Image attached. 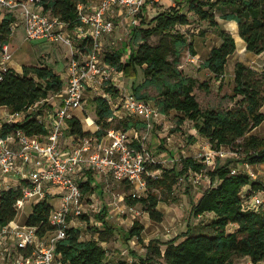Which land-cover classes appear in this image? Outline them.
<instances>
[{"label": "trees", "instance_id": "obj_1", "mask_svg": "<svg viewBox=\"0 0 264 264\" xmlns=\"http://www.w3.org/2000/svg\"><path fill=\"white\" fill-rule=\"evenodd\" d=\"M190 12L199 20L209 23L218 33L222 43L212 48L209 56L203 61L202 68L213 75V80L223 81L231 56L237 52L235 37L222 27L217 14L224 22L235 21L238 24L239 36L244 40L247 51L256 55H264V0H189ZM89 4V0H40L39 7L44 13H49L64 22L70 31L82 25L79 16V6ZM146 7L139 15V25L130 31L131 39L128 44L104 59L126 78L134 80L131 92L140 101L153 103L162 114L168 116L173 111L180 113V126L187 120L195 124L197 132L207 139L211 147L220 151L223 147L242 153L244 163L251 165L264 164V138H259L253 132L264 122V71L258 72L238 63L235 69V87L233 94L228 96L235 101L233 109L223 111L218 108L203 109L195 93L196 89L211 92L208 82H200L198 78L188 76L181 67V60L186 50L197 56L194 44L178 30V26L191 24L187 14L181 8H169L151 20L144 14ZM20 21L14 13H8L0 25V49L10 43L11 26ZM159 37L157 44H151L150 39ZM136 45L128 55V47ZM133 45V46H134ZM128 55L126 61L123 58ZM140 69L143 70L144 81L137 84ZM63 74L48 66H23V71L17 72L10 68L2 73L0 80V108L6 107L12 114L27 112L33 106L45 102L38 114H28L24 121L1 123V137L7 138L22 131L28 137L46 135L48 130L40 123L37 115H42L51 95H58L64 90ZM156 87L158 95L151 97L144 91ZM106 92L117 96L119 89L108 86ZM96 124L101 127L94 135L103 138L106 130L114 127L108 120L113 117V111L102 96L95 99ZM116 129L143 130L146 123L140 118L128 117L118 121ZM68 136L76 138L91 137L86 132L78 118L67 121ZM191 143L196 142L193 136ZM178 164L166 168L162 164L148 166L149 172L161 171L156 177L147 176L148 191L139 199L129 196L127 204L133 208L142 205L150 215L151 220L161 223L164 213L158 209L159 203L176 201L175 188L182 179L188 180L191 174L208 175L211 185L192 202V214L199 218L213 214V220L202 226H188L187 232L162 243L152 240L147 244L145 257L135 251L128 250L132 261L121 259L117 264H156L164 260L165 264H235L236 255L249 257L254 264L264 262V213L243 211V190L251 187L263 190L259 181H253L248 174H232L231 162L210 169L203 160L193 157H183ZM96 181L92 172H88L86 182H81L83 194H93ZM22 186L4 189L0 196V229L14 222L18 216L16 202L22 196ZM34 205L33 213L26 225L39 228V235L45 236L54 231L49 218L54 207L48 200ZM109 210L104 207L96 214V220L101 225L93 231L99 236L83 240L80 229L72 227L68 230L66 239L57 244V253L62 264H110L107 261V250L103 243L108 242L114 235H121L123 244L130 246L134 239L144 243V225L135 221L133 226L125 231L111 224L108 220ZM83 219H88L86 215ZM237 227L234 232L228 228ZM162 246H166L162 250Z\"/></svg>", "mask_w": 264, "mask_h": 264}, {"label": "built area", "instance_id": "obj_2", "mask_svg": "<svg viewBox=\"0 0 264 264\" xmlns=\"http://www.w3.org/2000/svg\"><path fill=\"white\" fill-rule=\"evenodd\" d=\"M178 2L182 0H100L95 4H82L79 6L82 25L71 34L66 31L68 26L64 22L40 9V0H0V25L6 14L18 13L20 20L23 19L27 40L63 43L71 48L78 44L66 73L64 90L54 95L59 104L49 107L45 115L37 116L48 133L28 137L19 131L7 138L0 137V196L4 189L22 186L23 194L16 202L17 211L24 209L28 201L35 205L55 192L61 197L60 207L54 208L49 218L54 231L45 236L39 235L38 227L13 222L0 229V264H62L57 244L67 238L72 221L84 215L81 182L87 181L88 172L95 177H108L126 184L131 189L130 196L139 199L148 191L146 177L156 178L161 174V171L149 172L148 166L176 162L174 158L157 162L150 155L148 135L166 115L153 103L138 100L128 90L120 91L117 96L109 92L102 96L114 114L108 123L126 117L140 118L146 123L143 130L112 127L99 138L94 134L101 127L86 116V125L96 127L93 136H70L72 141L66 148L62 147V140L69 130L67 121L74 117V111L80 110L84 114L86 89L98 81L114 84L120 74L102 56L104 39L112 36L124 23L132 28L138 26L139 15L146 7L168 4L169 9L177 7ZM17 23L11 26V36ZM12 59L10 44L3 45L0 49V80L2 73L10 69ZM29 110L13 114L14 122L24 121ZM215 151L213 149L202 158L206 165L215 163V155L224 157L222 150ZM253 167L243 163L241 167L233 168L232 174L245 173L253 181H259ZM17 176L24 182L11 183ZM193 176L201 179L203 174L192 173ZM261 183L264 186V181ZM241 197L243 211L264 213V189L257 191L247 187Z\"/></svg>", "mask_w": 264, "mask_h": 264}, {"label": "rangeland", "instance_id": "obj_3", "mask_svg": "<svg viewBox=\"0 0 264 264\" xmlns=\"http://www.w3.org/2000/svg\"><path fill=\"white\" fill-rule=\"evenodd\" d=\"M99 1L100 0H89V4H95ZM188 1L189 0H182V2H178L177 8H181L182 12L188 15L191 24L188 26H178V30L184 33L189 40L193 42L197 56L191 55L190 51L186 50L181 60V67L188 76L198 78L200 82H208L210 84V93H206L198 88L195 91L203 109L210 107L218 108L223 111L233 109L236 102L240 100V97L235 101L228 97L233 94L235 87L236 65L241 62L253 70L263 72L264 55H256L252 52H248L246 48L245 50H241L238 47L237 52L229 59L223 87L220 88V83L213 80L212 73L203 69L202 64L209 56L212 48L220 45L222 41L219 39L218 33L209 25V23L199 20L194 13L190 12V3ZM168 7H170L168 4L163 6L157 4L153 8L146 9L143 15L151 20L163 11L169 10L167 9ZM16 15L18 16V13H16ZM217 19L222 27L230 32L228 23L222 21L219 14H217ZM17 25L18 27L15 29L14 35L11 36L9 43L13 53L12 62L9 64L10 67L23 71V66H48L55 69L56 72L63 74L64 78H66L68 67L72 59L75 57L78 44H74L73 48H71L63 43L27 40L23 19H21ZM131 30L132 27H128V25L124 23V25L117 29L112 36L105 38L102 56L105 57L106 54L122 48L124 44H128L131 39ZM66 31L73 34L68 27ZM158 42L159 37H153L150 39L151 44H157ZM133 45L128 47V55L132 50H135L136 45ZM128 55L123 58L124 61L128 59ZM143 81L144 74L143 70L140 69L139 78L136 79L135 82L141 84ZM133 82L134 80H130L120 73L117 75V80L114 84H107V82L102 83L98 81L91 87H88L85 92L83 115L91 117L96 123L97 115L95 99L107 93L106 88L109 85L120 89V91H131ZM144 93L151 97H156L158 95V89L156 87H149ZM46 102L47 106L42 111V115H45L50 109L49 107L53 108V106L58 105L60 101L54 95H51ZM43 104L44 102L41 106L40 104L33 106L29 110V113L35 115L38 114L40 110L43 109ZM77 112L78 111H76V113ZM262 112L264 113V109ZM78 114L83 116L80 113ZM181 116L180 113L173 111L161 121V124H157L154 130L148 135V151L155 161L164 162L169 156L176 160L174 164L172 162L164 163L166 168H171L176 164L181 167L180 160L183 157H193L198 161H201L204 156L213 150L209 141L197 132L195 124L192 121L187 120L182 126H180L179 122ZM1 123H14L13 114L10 113L9 110H0V125ZM117 125H119V122L115 121L113 126L117 127ZM83 126L85 131L89 130L86 132L96 130L95 126L89 128L86 123H84ZM253 134L259 138H264V122L253 132ZM144 135H146L145 132ZM193 136L196 138L195 143H191L190 138ZM65 137H69L67 132ZM221 150L224 153V157L222 158L215 155V163L209 167L210 169H213L217 163L224 165L231 162L232 168H239L243 165L245 156L242 153L235 152L227 147H223ZM253 171L257 174L258 180L263 182L264 166H255L253 167ZM94 178L96 181L94 187L97 191L93 194H85L83 200L84 215H86L88 219L85 220L80 217L75 219L72 224L75 228L80 229L83 240L99 237L93 231L95 226L101 225V223L96 220L95 215L100 213L104 207H107L109 210L108 218L111 219L110 223L118 228L127 231L133 226L135 221H140L145 227L143 233L144 243H140L138 240L134 239L131 241L129 247L125 246L123 244L122 236L119 234L111 237L107 243H103L109 258L116 259V261L119 258H126L129 261H132L128 250H133L139 256L145 257L147 253L146 246L150 241L159 240L162 243H166L187 232L188 226H202L203 224L211 223L213 220L211 215H204L196 218L192 214V202H197L200 195L210 186L206 172L201 179L194 176L188 180L182 179L175 188L174 197L176 198V201H161L159 203V209L164 213V220L161 223L151 220L150 215L141 204L131 209L126 201L131 194L129 186L123 183H118L108 177L98 178L94 176ZM59 201V199L51 200L52 204L56 206L59 205ZM33 204V201H28L24 209L18 211V216L16 218V223L18 225H26L29 216L33 213ZM233 230L234 226L231 225L228 228V231L233 232ZM165 249L166 246H162V250ZM233 261L235 264H254L249 257L240 255H236L233 258ZM156 264H165V261L160 260V262ZM260 264H264V262Z\"/></svg>", "mask_w": 264, "mask_h": 264}, {"label": "crops", "instance_id": "obj_4", "mask_svg": "<svg viewBox=\"0 0 264 264\" xmlns=\"http://www.w3.org/2000/svg\"><path fill=\"white\" fill-rule=\"evenodd\" d=\"M244 43V47L245 48H247V46H246V43L245 42H243ZM237 48H238V46H237ZM9 68H12V69H14L13 67H10V65H9ZM14 70H16L17 72H22V71H19V70H17V69H14ZM8 110V108H6V107H1L0 108V110ZM264 109V108H263ZM263 109H262V111H263ZM78 112L76 113V111H74V113H73V116L75 117V118H78L83 124L85 123V118H86V116H84L83 115V113H81L82 111H80V110H77ZM78 113H80V114H82L83 116H81V115H79ZM90 118V120H93L91 117H89ZM0 128H1V125H0ZM91 128V127H90ZM86 131H89V130H86ZM90 132H94V131H91L90 130ZM0 137H1V130H0ZM71 137L69 136V137H65L63 140H62V147H64V148H66L67 146H69L70 145V143H71ZM168 159H173L172 157H167ZM255 166H257V167H259V166H264V164H260V165H254V167ZM98 178H102V177H98ZM18 180H22L23 182H24V180L20 177V176H17V177H14V178H12V182L11 183H13V184H16L17 182H18ZM86 180H84V182H85ZM20 182V181H19ZM56 193L57 192H55V195H50L49 196V198H48V200H49V202H50V204L54 207V208H59L60 207V204H61V197L60 196H58V195H56ZM54 199H59L60 201V203H59V205L58 206H56V205H54V204H52V202H51V200H54ZM159 207H160V205L158 206V209H159ZM160 210V209H159ZM161 211V210H160ZM211 215V217H214V215L213 214H210ZM75 220V219H74ZM74 220L72 221V223L71 224H73V222H74ZM108 220H109V222L111 221V219H109L108 218ZM14 224H16V225H18L17 223H16V220L13 222ZM72 226V225H71ZM72 227H75V226H72ZM237 230V227L236 226H234V230H233V232L234 231H236ZM105 243H107V242H105ZM121 259H126V258H119V259H117V261H116V259H111V258H109V256H108V254H107V261L110 263V264H117ZM113 261V262H112ZM131 261V260H130Z\"/></svg>", "mask_w": 264, "mask_h": 264}, {"label": "bare ground", "instance_id": "obj_5", "mask_svg": "<svg viewBox=\"0 0 264 264\" xmlns=\"http://www.w3.org/2000/svg\"><path fill=\"white\" fill-rule=\"evenodd\" d=\"M228 27L231 33H233V36L235 37L237 46L241 49V50H245L244 47V40L239 36V32H238V24L235 21H231L228 23ZM247 50V49H246ZM244 53V52H243Z\"/></svg>", "mask_w": 264, "mask_h": 264}, {"label": "water", "instance_id": "obj_6", "mask_svg": "<svg viewBox=\"0 0 264 264\" xmlns=\"http://www.w3.org/2000/svg\"><path fill=\"white\" fill-rule=\"evenodd\" d=\"M228 31V30H227ZM229 32V31H228ZM229 33H231V32H229ZM232 34V33H231ZM233 35V34H232Z\"/></svg>", "mask_w": 264, "mask_h": 264}]
</instances>
